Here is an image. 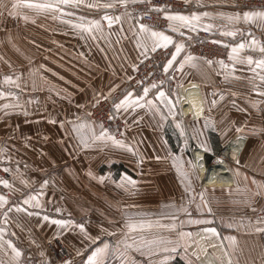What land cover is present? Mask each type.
Wrapping results in <instances>:
<instances>
[{
  "label": "crops",
  "instance_id": "0c3cea01",
  "mask_svg": "<svg viewBox=\"0 0 264 264\" xmlns=\"http://www.w3.org/2000/svg\"><path fill=\"white\" fill-rule=\"evenodd\" d=\"M183 1L190 5V10L168 13L189 17L193 13L209 15L200 17L195 30L183 26L180 21L168 19L166 29L148 25L154 31L173 37L174 43L167 47L171 50L167 61L175 51V43H183L184 48L168 70L177 82L158 86L146 100H155L165 115L168 109L156 95L161 90L173 102L179 94L195 100L197 105L205 98L208 103L203 115L194 117L191 105L182 102L175 109L177 115L167 116L163 121L160 114L144 107L115 109L125 122L123 137L116 140L138 153L134 154L110 139L89 140L91 146L84 148L71 122L90 124L99 135L100 124L89 118L97 101L116 92H121L117 103L129 92L133 98L143 95L139 89L130 87L138 64L153 53L149 51L145 56L143 49L137 47L138 37L146 35L140 32V23L120 10L122 5L118 0H80L78 6L64 5L60 13L17 9L29 17L27 20L22 15L10 14L14 0H0V66L6 69L0 79V91L12 93L0 97V105H15L7 109L0 107V148L4 149L0 152V162L4 169H10L1 179L13 185L10 190L0 184V194L8 198V204L0 209V227L5 228L3 240H11L22 253L18 260L13 259L11 249L5 243L0 248V261L4 264H61L49 247L56 238L71 251L72 262L85 264L94 247L105 241L115 244L122 239L129 219L154 225L157 221L177 225L175 229L138 228L128 233L130 243L136 241L139 244L141 237L150 240L161 236L173 242L179 239L177 250L185 249L192 260L200 264H220L221 259L226 262L225 250L231 256L232 264H264V232H256L249 226V220L254 222L264 210V189L258 188L259 184H264V131H261L264 129V103H256L264 101V96L253 90L254 85L264 88V83L248 70L247 64H236L235 72L229 75L231 68H222L220 60L209 65L188 50L189 38L205 31L206 25H212L207 31L228 47V53L231 46L241 42L248 44L253 37L264 45V22L259 19L246 22L242 18L246 11H264V8H248L242 0ZM89 4L98 6L89 7ZM104 4L114 7L105 8ZM237 13L241 19H228L229 15ZM105 15L120 16L121 19L109 27L108 21L103 19ZM92 20L100 21V30L93 27L92 32H87L73 27ZM172 28H179V32ZM226 32L235 35H224ZM143 42L151 47V40ZM189 55L194 59L185 61ZM241 55H251L254 59L261 57L258 48H245ZM182 61L183 68L180 67ZM223 61L231 64L228 54ZM6 75L13 79L19 76L20 87L5 83ZM178 84L182 87L178 88ZM213 99L217 101L214 106L210 103ZM205 117L214 123L205 126ZM178 122L183 127V135L177 127ZM237 128L241 131L237 132ZM82 131L85 136H91L87 127ZM237 135L247 137L248 142L238 157L239 163L236 161L230 166L235 184L201 188L197 170H191L187 162H195L196 151H205L200 147L202 142L207 145L206 161L210 162L223 145ZM173 157L180 158L179 162L189 171L191 192H187L181 182ZM100 176L105 177L103 182L98 179ZM122 177H130L136 182L135 186L120 187ZM22 179L29 183H22ZM45 180L48 183L41 189ZM253 180L257 184H253ZM110 181L114 182V190L110 187L112 184L104 183ZM201 191L211 213L203 204V211L196 207L201 203ZM106 194H114V206H95L92 211L102 215L88 218L87 198ZM30 195L37 196L40 207L34 206L35 201L32 205L23 203ZM192 198L194 202L189 204ZM13 205L27 208V212H17L13 208L7 224H3V211ZM181 206H187L191 216L177 212ZM172 215H176L175 221L171 219ZM188 219H203L210 223L189 224ZM56 220L72 223L58 225L53 222ZM80 224L84 225L87 237L79 229ZM228 224L236 227L229 228ZM204 228H215L219 236L202 239ZM180 232L192 235L181 239ZM97 236L100 239L95 243L89 239ZM229 236L235 237V241L224 239ZM209 243L216 247H209ZM175 252L170 253V260ZM118 258L110 257L108 262ZM129 258L130 261L159 262L161 254L149 256L146 250L133 248Z\"/></svg>",
  "mask_w": 264,
  "mask_h": 264
},
{
  "label": "snow or ice",
  "instance_id": "6c2138e0",
  "mask_svg": "<svg viewBox=\"0 0 264 264\" xmlns=\"http://www.w3.org/2000/svg\"><path fill=\"white\" fill-rule=\"evenodd\" d=\"M149 2H150V0H118V3L122 6H125V7H127L129 4L149 3ZM79 3H80V0H46V2H43V3L36 2V0H14V2L12 3V6H11L12 11L10 12V14L22 15L23 18L25 20H27V19H29V17L26 14H24L22 11H16V10L17 9H23V8H29V9H34L36 11L56 10V11L63 12V8L60 7L61 5L73 4V5L78 6ZM88 6L89 7H97L98 5L89 4ZM102 6L105 8L114 7L113 4H104ZM149 10L150 11H163L162 8H158L155 6H153ZM208 15H209L208 13H202L199 15L196 13H193L192 16L189 17V16L181 15L180 13L165 12V16L169 21H180V22H182L183 26L192 28L193 30H195V27L198 26V22L200 20V17L201 16H208ZM129 17L131 18V13H129ZM242 18L246 22L255 21L257 19L264 22V11H246L242 14ZM83 19L84 18L81 17V20H83ZM103 19L107 20L109 27H111V25L113 23L119 22L121 17L120 16L111 17V16L105 15L103 17ZM228 19L229 20H232V19L239 20V19H241V15L239 13L235 14V16L229 15ZM67 23L71 24L72 21H67ZM73 27H76L78 29H82V30L87 31V32H92L93 27H95L96 30H100L101 23L99 20H92V21H89L88 24H84V23L74 24ZM169 27L171 28L172 25L170 24ZM211 27H212V25H206L205 31L209 30ZM139 29H140L141 33H144L146 35L144 37H138L137 47L143 49L142 54H144L145 56L149 51L155 52L157 50V48H160V47L167 48L169 44L174 43L172 36L165 35L163 32H160V31H154L146 24L140 23ZM172 30L174 32H179V28H172ZM181 35H183V33H181ZM224 35L234 36L235 33L234 32H226V33H224ZM144 40H151V47H149V45L147 43H144L143 42ZM217 43H219V42L217 41ZM183 48H184L183 43H175V51L172 53L171 59H169L167 61V63L164 65V71L165 72H167L169 70V68L173 65V61L176 60L177 56L181 53ZM245 48H250V49L258 48L259 52L261 53V57L259 59H254L251 55H248V56L241 55L242 51ZM193 59H194V57H192L191 55L185 57V61H191ZM228 59L231 62L230 65L225 64V62L223 60H220L219 64L224 69L231 68V71L228 73L229 75H232L235 72V65L236 64H238V63L239 64H247L249 66L248 70L255 73L256 76L259 78V80L262 83H264V45L260 44L254 37L251 40V42L248 44L241 42L240 44L231 46V50L228 53ZM183 63H184L183 61L180 63L181 68H183ZM207 63L209 65H211L213 63V61L208 60ZM253 65H255V67H252ZM41 67H43V66H41ZM133 67L135 68L136 66L133 65ZM257 69H260L261 71L257 72ZM236 78L239 79V77H236ZM19 79H20L19 76H17L15 79H13V77L11 75H6L3 78L5 83L15 85L16 87H20V84L18 82ZM129 79H131V78L129 77ZM156 87H157V85L155 83L149 85L148 87H145L143 90V95L142 96H136L135 98H133V94L131 92H129L118 103H115L113 105V107L116 110H120V109L126 110L129 107H133V108L144 107V108H147L149 111L154 110L156 113L160 114V119H161V121H163V120L167 119V116L175 117L177 115V113L175 111L177 105L181 104L182 102H187L192 107V114L194 117H200L203 115V113L205 111L204 106H205V104L208 103L206 98L203 99L199 105H197L193 100H191L187 97H182L179 94H177L175 97V102H173L172 99L166 98L165 92L163 90H161V91H158L156 95H157L158 99L160 100V102L164 103L165 107H167V109H168L167 115H165L163 112H161V109L157 105L155 100H146V97L148 96L150 89L156 88ZM177 87L178 88L182 87V85L178 84ZM193 87H196V86L193 85ZM253 90L257 91L258 95L264 96V88H261L259 86L254 85ZM6 95H12V93H10V92L6 93L4 91H0V97H4ZM105 99H107V97H105ZM97 103H99V101H97ZM210 103L212 106H214V105H216L217 101L215 99H213ZM256 103L257 104L264 103V101H257ZM14 106L15 105H8V104L0 105V107H3L5 109H7L9 107H14ZM210 110L211 109L209 108V111ZM89 115H90V113H89ZM180 115L181 116L183 115L182 111H181ZM52 122L55 123V121H52ZM71 123L73 126V131H75L77 133V135L80 139V143L82 144V146L84 148H88L91 146L89 143V140L99 141V140L110 139L113 141V143H115L121 147H127L129 151H133L134 154H138L130 146L124 145L122 141L116 140V138L114 136H110L108 134V130L105 129L102 124L100 125L101 131L99 132V135H97L95 130L91 127L90 124L77 123V122H71ZM210 123H214V122L210 121L209 118L205 117V126H208ZM61 127H63V122H61ZM85 127H87L88 130L91 132L90 137L85 136L83 134L82 130ZM177 127L181 129V135H183L184 130H183L181 123L178 122ZM236 131L240 132L241 129L237 128ZM261 131H264V129H262ZM238 139H239V137H238ZM200 147L203 148L205 151H208L207 145L205 143L202 142L200 144ZM3 151H4V149L0 148V152H3ZM158 159H159V157H158ZM200 159H201V157H197L196 158L197 162H193L191 160H189L187 162V164L191 170L195 171L201 167L198 163V161ZM179 161H180V158L173 157V163L176 165L177 171L182 177L181 182L185 184L186 191L191 192L193 189H192V180H191V177L189 175V171L186 170L184 167V164L180 163ZM218 163L222 164L223 161H218ZM237 163H239V161H237ZM4 171L9 172L10 169L5 168ZM89 174L91 175V173H89ZM236 174H238V170H237ZM205 178H209V177L206 176ZM245 178H247V177H245ZM98 179L101 182H103L105 180V177L100 176ZM197 179H200L199 175H197ZM21 182L24 184L29 183V181L23 180V179L21 180ZM47 183H48V181L45 180L41 184V189H43L45 187V185H47ZM252 183L257 184V182L255 180H253ZM0 184H3L6 188H9L10 190L13 189V185L8 180L0 179ZM135 184H136V182L134 180H132L130 177H122L121 183L119 186L120 187H126V185H131L134 187ZM258 188L264 189V184H259ZM200 200H201V203L196 205L197 209L203 211V209L201 208V204H203L204 208L207 209V212L211 213L212 209H211V207L208 206V202L204 198V192L203 191H201V193H200ZM34 201H35L34 206L40 207L39 200H38L37 196H35V195L28 196L23 201V203L25 205H32ZM193 202H194V198L189 199V201H188L189 204H191ZM7 204H8V198L5 195L0 194V209H4L5 205H7ZM13 208H15V211H17V212H20V211L27 212V208H22L21 206L13 205V207L7 208V210L3 211V217L5 218L3 220V224H7L8 214L13 211ZM57 211H59V209H57ZM176 211L177 212H183L185 215L191 216V213H189L187 206H181ZM253 211H255V209H253ZM262 211H264V210H262ZM28 214L32 215V213H28ZM35 214L39 215V213H35ZM44 219L47 220L48 217L45 216ZM171 219L173 221H175L176 215H172ZM53 222L58 224V225H65V226L72 223L71 221H64V220H56ZM187 223H189V224H208V223H210V221L203 220V219H188ZM260 225H264V217L258 216L254 222L249 220V226L253 227L256 232H264V227H261ZM154 226L157 228H165V229H175L177 227L176 223H174V222L170 223V224H160L159 221H157L154 225L152 222H144V221L135 222V221H132L131 219H129L125 225L127 232L124 234L122 239L117 240L115 242V244H111L108 241H105V242L101 243L99 246L94 247L91 250V254L87 256V260L85 261V264H108V260L110 257H113V258L119 257L120 258V264H130L129 252L133 248H136V250H146V252L149 256H152L156 253H159V254H161V259L159 261V264H167L168 260L171 258L170 253L175 252L177 250V248L180 246L179 239L177 241L173 242V241L168 240V239L161 237V236H156L150 240H145L143 237H141L139 244H137L136 241H132L130 243L128 240V233L133 232L138 228L139 229H144V228L150 229ZM227 226L229 228L236 227L235 224H228ZM78 227L82 232H84L85 236L87 237L88 233L85 231L84 225L80 224V225H78ZM102 231H105V230L102 229ZM201 231L205 234V236L202 237V239H210L212 237H218L219 236V233L217 232V230L215 228H204ZM4 232H5V228L0 227V248H3L4 244L6 243L7 247L9 249H11V252L13 254V259L18 260L22 255L21 250L19 248H17L11 240H8V241L3 240ZM109 235H114V233H109ZM191 235H192V233H185V232L179 233V237L181 239L186 237V236L190 237ZM89 239H91L93 241V243H95V241L99 240L100 237L99 236L89 237ZM224 239L232 241V242L235 241V237H231V236L224 237ZM221 244H223L222 241H221ZM121 245H123V247H121ZM170 245H172V246L169 247ZM185 247H187V246L185 245ZM209 247L215 248L216 245L209 243ZM41 255H43V253H41ZM77 255H80V253L77 252ZM223 256L227 258L226 262L224 259H221L220 264H232L231 256L229 255V253L226 250L223 252ZM0 264H4V262L0 261ZM64 264H70V262L65 261ZM188 264H191V261H188Z\"/></svg>",
  "mask_w": 264,
  "mask_h": 264
},
{
  "label": "built area",
  "instance_id": "2783aa9c",
  "mask_svg": "<svg viewBox=\"0 0 264 264\" xmlns=\"http://www.w3.org/2000/svg\"><path fill=\"white\" fill-rule=\"evenodd\" d=\"M242 3L249 8H264V0H242ZM153 6L162 8L163 11H150L149 9ZM120 10L128 14L131 13V16L137 23L166 29L168 27V20L165 16V12L172 10H190V5L183 0H150L149 3L129 4L127 7L121 6ZM188 50L192 55L198 56L206 61L225 60L228 54V47L217 43L216 38L209 31H201L195 36L190 37L188 40ZM170 53V48H160L153 52L148 58L141 61L130 82V87L139 89L141 94H143L144 88L153 83H155L157 87L166 83L175 84L177 78L170 72L164 71V63L167 61ZM3 74V67L0 66V79ZM154 89L155 88L150 89L149 94ZM120 97L121 92L114 93L111 97L99 101L90 113V119L95 123L102 124L116 139H121L123 137L125 128L124 119L117 114L113 107ZM247 142L248 138L245 136H234L223 145L221 150L210 162L206 161V152L202 151V158L199 161L205 167L206 174L203 177L199 168L197 169L201 186L205 188L217 187L207 186L209 185L207 182L208 179L205 178L206 176L209 177L211 174L210 172L214 170L222 171L219 174L223 175V177L233 179L230 166L238 160ZM196 153L197 151L195 152V162H197ZM225 159L226 162H224V164L218 163V161ZM6 175H8V173L4 171V165L0 162V179ZM231 183H233V185L235 184L234 181ZM261 217H264V211L261 213ZM49 247L58 260H65L71 256L69 249L59 238L51 241Z\"/></svg>",
  "mask_w": 264,
  "mask_h": 264
},
{
  "label": "rangeland",
  "instance_id": "374dc122",
  "mask_svg": "<svg viewBox=\"0 0 264 264\" xmlns=\"http://www.w3.org/2000/svg\"><path fill=\"white\" fill-rule=\"evenodd\" d=\"M60 7L64 8L65 6L61 5ZM58 12L60 13V11H56V13H58ZM59 23H62V22H59ZM59 25H60V27H62V24H59ZM158 29H163V28H158ZM1 67H3V66H1ZM3 70H4V74H5L6 69L4 67H3ZM89 118H90V116H89ZM184 167H185V165H184ZM197 175H198V173H197ZM104 183L112 184V185H110V187L114 190V182L110 181V182H104ZM198 183H199V186L201 188L205 189V187L201 186L200 179H198ZM98 205H102V206H106V207L111 206V205L114 206V194H111V195L106 194V195H103L101 197H88L87 198V209H88L87 217L88 218H91V217L94 218L95 216H101L102 215V214L97 213V211H95V210L92 211V208L95 206H98ZM103 217H104V215H103ZM88 221H90V220H88ZM70 255L71 256L68 259L60 260V263L64 264L65 261H69L70 264H81L80 262H72L73 261L72 260L73 254L71 253V251H70ZM172 257L173 258L171 260L170 259L168 260L167 264H188V261H191V264H200L197 261L192 260V257L190 256V254L185 249L177 250L174 253V256H172ZM108 264H120V258L115 259V260L113 259L112 261L108 262ZM130 264H159V262L151 261V262L147 263V262H139V261H130Z\"/></svg>",
  "mask_w": 264,
  "mask_h": 264
},
{
  "label": "bare ground",
  "instance_id": "6f19581e",
  "mask_svg": "<svg viewBox=\"0 0 264 264\" xmlns=\"http://www.w3.org/2000/svg\"><path fill=\"white\" fill-rule=\"evenodd\" d=\"M192 86H190V88H191ZM194 89V88H193ZM194 102H195V100H194ZM201 117V116H200ZM197 155V157H201V150H199V151H197V153H196ZM236 154V153H235ZM202 158V157H201ZM220 161H223V164H224V162H226V159L225 160H220ZM198 163H199V165L201 166L200 168H199V170H200V172H201V174H202V176L204 177V175L206 174V169H205V167L201 164V162L200 161H198ZM217 165H219V164H217ZM222 168H224V167H222ZM222 168H220V169H222ZM222 171H212V172H210L211 174H210V176H209V178H207L208 180H207V182H208V184L209 185H207V186H217V187H224V186H233V183H231L233 180L232 179H228V178H226V177H223V175H221V174H219V173H221ZM191 244V243H190Z\"/></svg>",
  "mask_w": 264,
  "mask_h": 264
}]
</instances>
